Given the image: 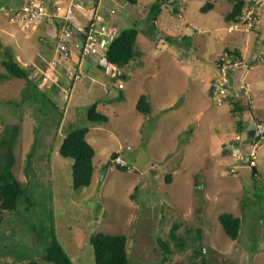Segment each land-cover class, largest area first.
<instances>
[{
  "label": "rangeland",
  "instance_id": "374dc122",
  "mask_svg": "<svg viewBox=\"0 0 264 264\" xmlns=\"http://www.w3.org/2000/svg\"><path fill=\"white\" fill-rule=\"evenodd\" d=\"M25 1L0 0V160L16 127L12 172L26 188L16 209L1 213L0 264L33 258L53 264L42 258L51 228L73 264H96L90 238L99 232L126 236L129 264L186 263L191 251L170 245L173 252L165 259L159 244L175 222L181 223L180 234L188 226L194 236L200 229L201 238L190 241L202 249L208 264H264V141L256 148L253 177L247 163L230 155L228 134L219 146L218 132L230 131L232 117L224 112L226 104L212 101L198 65L222 51L243 54L248 47L242 63L248 68L260 59L254 62L257 69L230 71L250 84L255 112L264 115V23L256 31L244 32L238 25L227 32L230 23L224 18L233 0H175L186 23L171 9L163 18L176 31L180 27L179 39L164 41L161 33L162 39L150 44L142 30L155 0H100L102 11L115 10L111 22L118 32L134 25L139 29L142 54L120 70L123 88L97 64L84 61L81 80L68 86L61 78L38 90L29 82L35 74L30 68L45 67L53 38L51 26L24 30L10 21ZM206 2L214 8L201 12ZM178 46L186 51L180 53ZM5 59L25 68L29 79L3 77ZM142 94L151 105L146 115L136 110ZM94 102L106 122L87 120ZM81 127L88 128L85 139L94 150V171L89 186L74 189L73 160L59 149L65 136ZM113 154L122 163L111 160ZM230 165L234 173L228 171ZM222 213L241 219L236 240L222 229Z\"/></svg>",
  "mask_w": 264,
  "mask_h": 264
},
{
  "label": "built area",
  "instance_id": "2783aa9c",
  "mask_svg": "<svg viewBox=\"0 0 264 264\" xmlns=\"http://www.w3.org/2000/svg\"><path fill=\"white\" fill-rule=\"evenodd\" d=\"M264 0H247L241 14L236 20L229 22L227 31L239 29L250 32L258 28L262 22ZM114 9L104 13L100 0H26L24 5L10 18L24 30L36 28L38 24L51 26L53 48L45 67H31L35 72L32 81L38 86H49L63 79L70 86L82 79L83 62L90 61L100 65L109 78L118 81L117 87L123 88L121 68L106 60L105 54L118 35L112 25L111 17ZM231 67H246L242 60L231 51L222 52L215 60L216 74L209 84L212 101L217 105L226 104L233 97L230 74ZM239 90L249 97V85L240 83ZM239 131L230 142V155L235 161L245 162L251 168L256 165V148L264 141V122L255 118L240 123ZM252 136L249 137V134ZM244 149V151L242 150ZM114 161L121 162L118 158ZM230 173L235 168L228 167Z\"/></svg>",
  "mask_w": 264,
  "mask_h": 264
},
{
  "label": "trees",
  "instance_id": "16d2710c",
  "mask_svg": "<svg viewBox=\"0 0 264 264\" xmlns=\"http://www.w3.org/2000/svg\"><path fill=\"white\" fill-rule=\"evenodd\" d=\"M97 0H95L96 2ZM129 3L134 4L135 0H128ZM173 0H155L147 9L146 12V28L142 32L147 38L153 40L157 36V28L155 25V20L157 16L161 13L164 8L169 7ZM207 5H210L207 3ZM244 5L243 0H233L232 8L230 13L226 16L227 20H236L241 14L242 7ZM205 9L202 8L201 11ZM139 29L134 25L129 28L121 30L114 42L111 43L108 51L105 54V58L108 62L115 64L119 68H124L131 61L138 58L141 54L137 48V36ZM171 36H166V39H171ZM2 65L6 70V74L3 77H17L29 79L25 68L21 67L16 61L5 59L2 60ZM100 69H103L100 65H97ZM29 82L36 87L39 86L29 79ZM39 90V89H38ZM42 91V90H41ZM52 105L55 104L52 102ZM97 103L94 102L87 113V120L96 122H106L107 117L96 111ZM234 103L231 112L243 111L244 108ZM136 110L142 114H149L151 111V105L145 95H139L136 102ZM258 122H264V119H257ZM242 119L237 120V132L239 131L240 123ZM12 134L9 141L6 143L7 150L4 159L0 160V222L2 221L1 213L3 210L9 213L14 211L17 206V202L21 200L24 195L26 188L16 179L12 172V167L15 163L14 157V146L17 135L16 127H13ZM88 132L87 127H81L69 132L60 146L59 153L61 156L66 158H71L72 163V187L74 189L80 187H87L91 183V178L93 174V157L94 150L91 145L86 141L85 137ZM252 133L249 134V137ZM5 143V142H3ZM31 157V153H28V161ZM117 158L118 156L115 155ZM121 169H125L124 166L117 165ZM253 177L256 176L257 172L255 168H252ZM219 223L222 226L225 234L232 240H236L241 228V219L238 216H234L231 213H222L218 216ZM181 223H172V226L168 233V238L166 240H160V247L163 248L164 257L166 259L169 256L173 248L185 251H191L188 255V261L186 263H173V264H208L202 249L194 247V242L201 238V231L199 228L196 229V235L194 236L193 228L188 226L185 227L183 233L180 234L178 229ZM90 245L93 247L94 259L96 264H129V256L127 253L126 245L127 238L124 234H106V233H96L90 238ZM44 254L42 258L53 264H73L70 257L63 250L59 241L54 233L53 228L50 230V239L46 241ZM25 264H42L37 259H30Z\"/></svg>",
  "mask_w": 264,
  "mask_h": 264
},
{
  "label": "crops",
  "instance_id": "0c3cea01",
  "mask_svg": "<svg viewBox=\"0 0 264 264\" xmlns=\"http://www.w3.org/2000/svg\"><path fill=\"white\" fill-rule=\"evenodd\" d=\"M244 1V5H245V3H246V1L247 0H243ZM135 2H136V0H135ZM175 0H173V2H172V4L169 6V7H167V8H164L162 11H161V13L157 16V18H156V20H155V25H156V28H157V36L155 37V39H153V40H151V39H149V38H147L148 39V42L150 43V44H153V43H155V41L157 40V39H162L161 37V33H163V35L165 36L164 37V41H169V42H176V40H178L179 39V36H178V34H177V31H179L180 29V27H177V31H176V28H174L173 26H171V25H169V23L168 22H166V19L165 18H163V15H164V13H165V11H167V9H171V11L173 12V13H175V14H177V16L181 19V20H184L183 22L184 23H186V19H184V17H183V15H182V10H181V8L180 7H178V6H176L175 5ZM207 3L208 4H210V5H207ZM231 4H232V2H231ZM244 5H243V7H244ZM243 7H242V9H243ZM202 8H204L205 10L204 11H201V12H205V11H208V10H210V9H213L214 8V6L212 5V3H210V2H206L205 3V5L202 7ZM201 8V9H202ZM231 8H232V5H231ZM101 10H103L102 8H101ZM230 11H231V9H230ZM230 11H229V13H230ZM242 11V10H241ZM104 13H106L107 11H103ZM228 13V14H229ZM227 14V15H228ZM165 15H167V13L165 14ZM226 15V16H227ZM262 15H263V18H262V23H264V13H263V10H262ZM225 19V21H226V23H229V22H231V21H233V20H227L226 19V17L224 18ZM229 25V24H228ZM260 26V25H259ZM259 26H258V28L257 29H255V31L256 30H259ZM227 29V28H226ZM228 32V31H227ZM143 33V32H142ZM166 36H171L172 38L171 39H166ZM184 38H186V35H182L181 36V40H183ZM253 42L254 40H253V38H248V42ZM150 44H148L149 46H151ZM179 47V49L181 50V52L180 53H184L186 50L184 49V47H181V46H178ZM50 52H51V50H50ZM223 52V51H222ZM232 52L233 53H235L241 60L242 59H244V58H246L247 57V55L249 54V48L248 47H245L244 48V51H243V54H241L240 52H238L237 50H235V49H233L232 50ZM261 53H264V51H261ZM49 53H48V51H47V55H48ZM141 54H142V52H141ZM141 54H140V56H141ZM220 55V53H218L216 56H215V58L212 60V61H210L209 63H207V64H198V65H200V82L202 83V84H207V88L209 89V84H210V81L212 80V78L215 76V72H216V69H215V60L217 59V57ZM136 59H138V58H136ZM254 62L255 63H257V62H261L260 61V59H255L254 60ZM254 62H253V60L248 64V65H250L247 69L248 70H251V71H254V69H257V66H255L254 65ZM194 65H196V64H194ZM191 68V67H190ZM229 74H230V79H231V89H232V93H233V97H230V99H229V101L226 103V105H227V108L225 109V111L224 112H226V113H229L230 115H231V117H232V121L233 122H231V124H232V127L229 129L230 131L229 132H225V133H220V132H218V135H219V140H220V143H219V146L220 147H222L223 145H225L226 144V142L225 141H223V139L222 138H224V135L226 136V134H228V136H229V138H228V141H229V144H230V142H231V138H233V135H234V133L235 132H237V120L238 119H243L244 121H251L252 120V118H257V119H264V115H259V114H257V112H255V109H256V106L255 105H253L252 104V102H251V100L249 99V100H247L246 99V97H245V95H244V93L243 92H241L240 90H239V85H240V83H242V82H245V81H243V77H239L238 76V74H235V72H233V71H230L229 70V72H228ZM253 73H255V72H253ZM125 77V75L123 74V78ZM246 83V82H245ZM248 85H249V87H250V84L249 83H247ZM47 87H50V86H47ZM119 89H122V88H119ZM234 103H236V104H238L239 106H241V107H243L244 108V110L243 111H236V112H231V109H232V106H233V104ZM242 108V109H243ZM249 113V116H248V118H246L245 116H243V114L244 113ZM219 147V148H220ZM227 152V151H226ZM23 264H25V263H23Z\"/></svg>",
  "mask_w": 264,
  "mask_h": 264
},
{
  "label": "water",
  "instance_id": "95a60500",
  "mask_svg": "<svg viewBox=\"0 0 264 264\" xmlns=\"http://www.w3.org/2000/svg\"><path fill=\"white\" fill-rule=\"evenodd\" d=\"M115 159H116V157H115V155L113 154V155L111 156V160H115ZM110 162H111V161H109L108 164L106 165V169L108 168Z\"/></svg>",
  "mask_w": 264,
  "mask_h": 264
}]
</instances>
